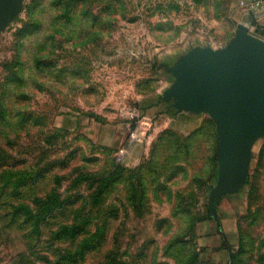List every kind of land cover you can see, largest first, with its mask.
<instances>
[{"label":"rangeland","instance_id":"rangeland-1","mask_svg":"<svg viewBox=\"0 0 264 264\" xmlns=\"http://www.w3.org/2000/svg\"><path fill=\"white\" fill-rule=\"evenodd\" d=\"M245 15L239 0H21L0 30V264H264V132L245 180L212 197L217 122L170 95L179 61L226 49ZM135 109L153 119L143 145Z\"/></svg>","mask_w":264,"mask_h":264},{"label":"water","instance_id":"water-1","mask_svg":"<svg viewBox=\"0 0 264 264\" xmlns=\"http://www.w3.org/2000/svg\"><path fill=\"white\" fill-rule=\"evenodd\" d=\"M20 5L21 0H0V30ZM238 31L218 53L182 58L174 69L180 82L170 91L180 108L209 111L217 122L224 167L212 197L245 180L252 144L264 132V40L247 25H238Z\"/></svg>","mask_w":264,"mask_h":264},{"label":"built area","instance_id":"built-area-1","mask_svg":"<svg viewBox=\"0 0 264 264\" xmlns=\"http://www.w3.org/2000/svg\"><path fill=\"white\" fill-rule=\"evenodd\" d=\"M244 5V3H241ZM129 142L133 145H143L153 128V119L147 115L140 114L138 110L129 113ZM126 149H121L117 155V162L123 163L126 157Z\"/></svg>","mask_w":264,"mask_h":264},{"label":"crops","instance_id":"crops-1","mask_svg":"<svg viewBox=\"0 0 264 264\" xmlns=\"http://www.w3.org/2000/svg\"><path fill=\"white\" fill-rule=\"evenodd\" d=\"M244 3L246 15L244 21L251 28L260 27L264 29V0H239Z\"/></svg>","mask_w":264,"mask_h":264},{"label":"trees","instance_id":"trees-1","mask_svg":"<svg viewBox=\"0 0 264 264\" xmlns=\"http://www.w3.org/2000/svg\"><path fill=\"white\" fill-rule=\"evenodd\" d=\"M255 33L264 36V29H261L260 27H257V28L255 29ZM115 161H116L117 164H121V163H118V162H117V157H116V160H115ZM1 168H3V167H1ZM1 168H0V169H1ZM95 198H96V197H95Z\"/></svg>","mask_w":264,"mask_h":264}]
</instances>
